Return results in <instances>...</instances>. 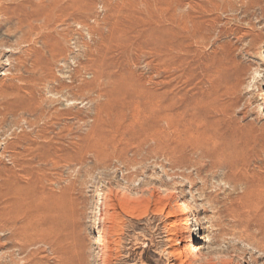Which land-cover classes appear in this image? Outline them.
<instances>
[{"label": "rangeland", "instance_id": "rangeland-1", "mask_svg": "<svg viewBox=\"0 0 264 264\" xmlns=\"http://www.w3.org/2000/svg\"><path fill=\"white\" fill-rule=\"evenodd\" d=\"M262 6L0 0V212L11 200L65 211L53 247L5 238L0 223V264H264V193L246 191L264 187ZM207 20L205 40L181 31ZM137 77L171 92L230 170H195L196 155L169 151L172 132L135 146L115 100ZM168 188L189 204L190 230ZM16 225L29 237L41 222Z\"/></svg>", "mask_w": 264, "mask_h": 264}, {"label": "bare ground", "instance_id": "bare-ground-1", "mask_svg": "<svg viewBox=\"0 0 264 264\" xmlns=\"http://www.w3.org/2000/svg\"><path fill=\"white\" fill-rule=\"evenodd\" d=\"M250 2H253V0H250ZM256 18L258 20V23H257L258 26H261L260 29L263 31L264 30V7L263 6L260 7L259 15ZM204 22H205L204 23L205 28L203 27L200 28L203 24L200 27L194 25V23L196 22L191 23L190 28L182 24L181 27H184V28H182L181 31L183 33H187L186 29L191 30L192 32L196 34L197 39L205 40L206 32H209L210 30L212 31V29L214 28V25L210 22V20H207ZM248 25L251 27L252 30H254L256 27L255 25H252V24H248ZM132 86L135 88L132 91L133 94L130 96L120 97L119 99L115 100V103H118L120 105L119 107L120 110L117 111V113L121 117V124L119 125L120 130L122 131V133L129 134L130 137L134 139V142L136 141L135 143L137 145L135 146L139 145V147L141 148L140 145L142 144L146 145L147 142L163 144V142L166 141L165 138L166 136H168V133L170 134V132H172L171 134L175 133L178 136V138L170 145L171 147H169V151L179 153L181 155L189 152L188 154H185L186 156L189 154H191V156L196 155L200 160V163H199L200 168L196 166H192V168L193 167L196 168L195 170L201 171L204 169L207 172L212 171V173L214 170L216 171L219 169L223 170V169L228 168L230 170L231 168L230 160L227 159V157L225 160H223L220 157V153L218 152V150H214L213 148L209 147L207 140L203 138L202 135L199 133L198 131L199 125L194 121V119L193 118L186 119L180 112L177 113L175 111V109L177 108L179 104L175 101L174 96L171 92H169L168 90L158 91L156 89H147L145 88V81L139 77L133 79ZM127 100H130V101L123 104V102ZM120 144L121 142L119 143V145ZM181 157L185 158L184 155ZM189 168L191 167L189 166ZM225 175L226 176L229 175L231 178L235 176V175L231 176L230 173L229 174L226 173ZM185 180H188V179H185ZM257 184H259L258 181H257ZM255 187L252 186V187L246 188V191L249 193L254 192V191L264 193V187L262 188L260 187L259 189ZM168 189H169L168 192L170 193V196L172 197V199L175 200L174 203H175V207L178 213L184 216L183 222L181 224L182 227L183 226L187 228L191 227L192 225H191L189 204H187V201L183 197H180L178 195L176 190L172 189L170 191V188ZM9 203H7L3 211L0 212V223L2 227L6 228V230L8 231L7 234L5 235V238L9 236H13V238L17 240L19 239V237L23 236L24 241H25L24 243H27V244L41 243L42 245H48V246L53 247L54 243H51L50 241L51 221L54 220V217H57L58 219L63 221V217H64L63 215H65V211L63 207L60 204L54 207V206H51L50 204L44 203L43 205H39L38 208L30 209L28 206H25L19 201L11 200L9 201ZM29 215L33 218V221L41 222L40 228L38 227L34 228L31 225V228L33 230V236L31 235L30 236L32 238L29 235H28L29 237L26 236L25 229L21 231L20 233H18L19 227H17L16 225L18 221H20L22 218L28 217ZM197 231L200 232V228H198ZM189 233H190L189 237L191 241L193 242L197 240L200 241L203 239L199 233L198 235L197 233H195V235L193 234L194 238L192 235L193 232L191 231ZM25 246L26 245L19 244V247L21 248H24ZM223 262L221 261V263Z\"/></svg>", "mask_w": 264, "mask_h": 264}]
</instances>
